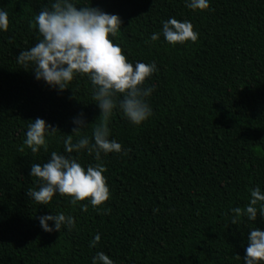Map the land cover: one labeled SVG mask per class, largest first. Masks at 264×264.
<instances>
[{
  "label": "trees",
  "instance_id": "1",
  "mask_svg": "<svg viewBox=\"0 0 264 264\" xmlns=\"http://www.w3.org/2000/svg\"><path fill=\"white\" fill-rule=\"evenodd\" d=\"M53 2L0 0L9 21L0 30V264H93L98 252L113 264H244L250 230L264 231L259 203L256 221L241 215L231 223L253 189L264 194V0H208L204 11L186 7L188 0H73L117 15L120 29L109 38L129 63L157 69L142 86L154 89L146 98L151 116L135 126L117 106L109 140L122 151L99 161L86 149L64 151L74 120L84 122L74 143L85 135L91 143L100 123L87 76L76 74L60 91L17 63L41 39L30 22ZM170 18L189 21L197 41L168 44L162 25ZM37 118L57 132L46 135L47 151L33 154L24 140ZM52 152L85 170L102 164L110 198L97 209L58 193L48 205L35 203L26 195L39 190L31 165ZM61 212L75 226L43 231L39 218Z\"/></svg>",
  "mask_w": 264,
  "mask_h": 264
},
{
  "label": "clouds",
  "instance_id": "2",
  "mask_svg": "<svg viewBox=\"0 0 264 264\" xmlns=\"http://www.w3.org/2000/svg\"><path fill=\"white\" fill-rule=\"evenodd\" d=\"M186 7L193 11H204L209 8L208 0H188ZM30 22V28H36L41 39L27 51L17 57V63L25 68L32 66L37 80H43L48 85L60 91L68 89L69 83L76 74L87 76L93 87L92 99L100 109L99 121L92 127V142L89 138L80 136L74 143L73 134L79 136L83 120H74L77 125L73 134L64 140L65 153H79L86 149L89 155L94 153L99 161L101 154L120 153L122 145L115 140H109L108 121L113 110L118 106L124 117L133 125L139 126L152 114L146 98L154 90L144 88V82L157 69L155 63L145 64L128 62L122 49L109 38L114 37L120 29L121 21L117 15L106 14L99 9L84 6L78 7L73 0H55L50 8H44ZM8 13L0 11V30L8 29ZM165 41L175 46L191 41L195 43L198 33L193 30L189 21H179L170 18L162 25ZM160 33L151 36L156 41ZM122 97V99H117ZM94 124V123H93ZM45 121L37 118L28 125L24 146L36 154L43 148L47 151L46 135H54L56 129H49ZM23 147L21 151H23ZM127 154V151H125ZM106 168L97 163L89 165L86 170L70 155L51 153V158L41 164H32L30 175L35 177L39 190L29 189L26 193L35 203L48 205L55 194L70 198L73 205L88 201L93 209L102 206L110 198V190L103 173ZM251 199L245 209H232L237 224L241 215L249 221L257 219V204H260L259 214L264 217V194L259 187L250 193ZM88 205L84 204L82 211L86 212ZM48 221L54 222V228L48 226ZM43 231L60 232L62 226L69 229L75 226L72 216L63 212L46 215L39 218ZM100 236L97 234L90 247H95ZM244 264H264V231L257 228L250 230L248 244L245 249ZM93 264H113L109 256L98 252Z\"/></svg>",
  "mask_w": 264,
  "mask_h": 264
}]
</instances>
